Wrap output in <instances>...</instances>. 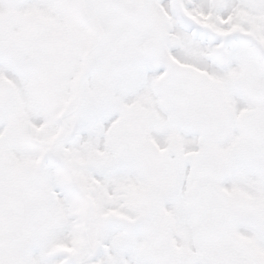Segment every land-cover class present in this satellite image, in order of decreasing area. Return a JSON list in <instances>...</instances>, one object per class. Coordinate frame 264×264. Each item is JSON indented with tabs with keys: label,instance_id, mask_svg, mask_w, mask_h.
<instances>
[{
	"label": "snow or ice",
	"instance_id": "6c2138e0",
	"mask_svg": "<svg viewBox=\"0 0 264 264\" xmlns=\"http://www.w3.org/2000/svg\"><path fill=\"white\" fill-rule=\"evenodd\" d=\"M0 264H264V0H0Z\"/></svg>",
	"mask_w": 264,
	"mask_h": 264
}]
</instances>
